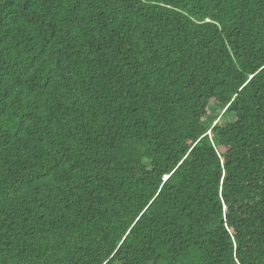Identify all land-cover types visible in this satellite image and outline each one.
I'll return each instance as SVG.
<instances>
[{
	"label": "trees",
	"instance_id": "trees-1",
	"mask_svg": "<svg viewBox=\"0 0 264 264\" xmlns=\"http://www.w3.org/2000/svg\"><path fill=\"white\" fill-rule=\"evenodd\" d=\"M113 252L264 264V0H0V264Z\"/></svg>",
	"mask_w": 264,
	"mask_h": 264
},
{
	"label": "snow or ice",
	"instance_id": "snow-or-ice-1",
	"mask_svg": "<svg viewBox=\"0 0 264 264\" xmlns=\"http://www.w3.org/2000/svg\"><path fill=\"white\" fill-rule=\"evenodd\" d=\"M153 3H155V0H153ZM249 79H251V77ZM213 147H214V145H213ZM230 152H231V148L230 147H222L220 149H216L215 152L213 153L214 157H220V159L217 160V164L218 165L223 164L224 169H225L224 175L221 176L220 169H219V167H217V169L215 171V175L221 181V183H223L226 187H230L231 186L228 182L232 179V175L228 171V167L232 163L231 159L228 158V153H230ZM177 167H179V165ZM170 175H171V173H169L168 176H165L164 180L167 181L169 179ZM226 200H227V196L226 195L221 197V203L224 204L225 210H227V208H228V205L226 203H224ZM226 217H227V212H226ZM137 219H139V217H137ZM230 223H231V219H230V217H227L224 220V222H223V227H222L221 231L225 232V234L227 236H231L232 240H233V244H234L235 243V235H234V233L236 232V229H235V226L230 228L229 227ZM123 244H124V239H121L120 243L118 245H116L117 249L118 250L121 249V246ZM116 256H117V253L113 252L111 254V256L108 257L107 260H103V264H109V261L113 260V258H115ZM98 259H102V257L98 256ZM237 264H238V261H237Z\"/></svg>",
	"mask_w": 264,
	"mask_h": 264
}]
</instances>
